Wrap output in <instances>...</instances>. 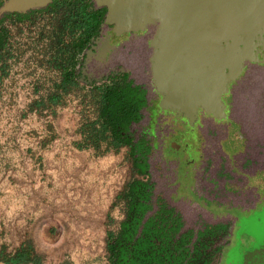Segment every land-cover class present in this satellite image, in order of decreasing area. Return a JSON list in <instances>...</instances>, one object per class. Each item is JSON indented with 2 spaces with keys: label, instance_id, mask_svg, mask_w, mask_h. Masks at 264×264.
Here are the masks:
<instances>
[{
  "label": "rangeland",
  "instance_id": "1",
  "mask_svg": "<svg viewBox=\"0 0 264 264\" xmlns=\"http://www.w3.org/2000/svg\"><path fill=\"white\" fill-rule=\"evenodd\" d=\"M41 24L37 21L30 30L22 26L21 32L14 29L22 46L9 77L0 85V264L28 246L31 259L39 264H110L107 235L120 230L128 185L142 179L154 186V210L159 202L175 209L183 231L228 227L226 239L218 242L223 253L215 263L225 264L238 241L236 218L246 215L239 208H254L258 196L262 200L256 209L264 207V191L257 192L238 176L242 174L235 166L236 148L223 144L221 151L222 122L216 124L202 115L206 125L197 144L199 124L188 126L159 107L149 121L160 97L150 70L152 31L138 32L124 44L114 45L106 61L89 60V51L102 44L99 39L106 30L100 28L79 56V89L58 105L33 109L32 104L46 98L59 77L46 63L49 51L43 43L30 49L25 45L36 42ZM113 82H132L147 90L142 120L130 130L132 143L118 149L109 140L89 144L82 133L85 123L98 115L95 90ZM255 86L258 81L242 91L238 116H261L260 94L257 101L248 96L260 92ZM139 158L146 163L142 173L134 166Z\"/></svg>",
  "mask_w": 264,
  "mask_h": 264
},
{
  "label": "water",
  "instance_id": "2",
  "mask_svg": "<svg viewBox=\"0 0 264 264\" xmlns=\"http://www.w3.org/2000/svg\"><path fill=\"white\" fill-rule=\"evenodd\" d=\"M54 0H9L7 14L45 9ZM106 9L102 29L117 36L152 31L150 70L158 107L195 127L201 114L228 118L223 96L247 63L264 65V0H91ZM111 34L89 51L106 61ZM263 52L262 58L260 53ZM225 264H264V208L240 221Z\"/></svg>",
  "mask_w": 264,
  "mask_h": 264
},
{
  "label": "trees",
  "instance_id": "3",
  "mask_svg": "<svg viewBox=\"0 0 264 264\" xmlns=\"http://www.w3.org/2000/svg\"><path fill=\"white\" fill-rule=\"evenodd\" d=\"M2 0H0V6ZM106 9H96L91 0H54L45 9L25 15L8 14L0 21V85L9 77L14 61L19 57L21 44L14 29L30 30L42 21L36 42L25 44L28 49L44 44L49 51L46 61L58 73L46 98L32 104L33 109L58 105L63 98L79 89L76 68L81 54L96 38L104 22ZM19 32V33H20ZM31 33V32H30ZM34 38V37H33ZM32 36L28 39L33 40ZM98 115L85 123L83 137L89 144L109 140L115 149L132 143V125L142 120L147 106V90L132 82H113L95 90ZM139 172L146 170L141 158L135 159ZM153 184L135 180L125 194L126 212L117 234L108 233L107 247L110 264H215L223 253L228 227L205 226L199 231L185 230L182 217L164 202L154 210ZM154 213L147 217L149 211ZM7 264H39L31 259V247L18 250L6 260Z\"/></svg>",
  "mask_w": 264,
  "mask_h": 264
},
{
  "label": "crops",
  "instance_id": "4",
  "mask_svg": "<svg viewBox=\"0 0 264 264\" xmlns=\"http://www.w3.org/2000/svg\"><path fill=\"white\" fill-rule=\"evenodd\" d=\"M257 88L260 87H253L254 90ZM241 94L242 92H238L237 94L236 104L232 114V120H226L221 123V121H214L213 118L205 119L216 124L221 123L225 126V136L222 137L220 141L221 151L224 152L222 150L223 144L228 146V148H236L235 166L241 171L240 173L242 174L238 176L246 180L247 186H249V184H252L249 187L254 188L257 192H259V190L264 191V115H262V113L260 112L261 116H238L236 113H238L239 110L238 105L241 101ZM249 94L250 95L248 96L251 101H257L260 92L255 90L253 92H250ZM200 120H202V117ZM249 120L253 122L250 123L248 122ZM251 124L252 128L250 127ZM199 125L200 126L198 128V133L196 132L197 144L201 142V136H203L201 135V130H204L205 128H201V125L204 126L206 124L201 121ZM240 147L241 149H238ZM247 177L252 179L253 182L250 183Z\"/></svg>",
  "mask_w": 264,
  "mask_h": 264
},
{
  "label": "flooded vegetation",
  "instance_id": "5",
  "mask_svg": "<svg viewBox=\"0 0 264 264\" xmlns=\"http://www.w3.org/2000/svg\"><path fill=\"white\" fill-rule=\"evenodd\" d=\"M101 28V27H100ZM105 33H108V34H111V39H110V43L112 45H119V44H124L128 39H130L133 35L135 34H124V35H121V36H117L116 34H114L112 31H106ZM105 33H103V36L102 38L105 36ZM262 54L263 52L260 53V58H262ZM82 70H81V76H84L85 75V72L83 71V69L85 68V63H82ZM115 75V74H113ZM242 81V82H241ZM256 81H258L259 83V87H260V98H261V111L263 114H264V65H260V64H257V63H247V65L245 66V69L241 75V77L235 81V82H232L230 85H229V90L230 92L226 95L223 96V99L225 101V103L227 104V114H228V118L223 120V121H226V120H232V114H233V110L235 108V104H236V97H237V94L238 92H242V91H245L248 87H250L252 84H254ZM237 87V89L235 88ZM239 87V89H238ZM152 91L149 90L148 94H151ZM159 100H160V97H159ZM159 103V101H158ZM158 103L156 104V107H153L151 109V116H149V121L151 122L156 116L157 114L159 113L158 112ZM161 111V110H160ZM165 112V111H164ZM203 114H201V117H202ZM205 118H211V117H206L204 116ZM203 118V117H202ZM182 121H185L186 124L188 125L187 123V120L184 119V118H180ZM214 120V119H213ZM216 121V120H214ZM221 121V122H223ZM201 122V120L197 123V125ZM196 125V126H197ZM195 126V127H196ZM204 127L203 125H201V128ZM198 130V129H197ZM258 196V195H257ZM262 198L260 196H258V200H256L255 202V207L254 208H250V209H242V208H239L240 211H243L246 213V215L242 216V217H237L236 218V227H237V233L239 231V227H240V221L245 218V217H248L252 214H254L255 212L257 211H260L261 209H263L264 207L260 208V209H256L257 207V203L259 201H261ZM237 247V243L235 245V248ZM234 248V249H235ZM233 249V250H234ZM232 250V251H233ZM230 253V252H229ZM228 253V254H229ZM227 254V256H228Z\"/></svg>",
  "mask_w": 264,
  "mask_h": 264
}]
</instances>
